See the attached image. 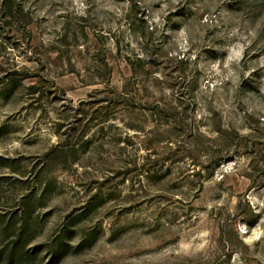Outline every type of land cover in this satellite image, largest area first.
I'll list each match as a JSON object with an SVG mask.
<instances>
[{"label":"rangeland","instance_id":"rangeland-1","mask_svg":"<svg viewBox=\"0 0 264 264\" xmlns=\"http://www.w3.org/2000/svg\"><path fill=\"white\" fill-rule=\"evenodd\" d=\"M4 1L0 264H264V0ZM101 101L133 102L60 154Z\"/></svg>","mask_w":264,"mask_h":264},{"label":"trees","instance_id":"trees-1","mask_svg":"<svg viewBox=\"0 0 264 264\" xmlns=\"http://www.w3.org/2000/svg\"><path fill=\"white\" fill-rule=\"evenodd\" d=\"M1 7H2V12L4 11L5 16H7L10 19L17 18V16L18 15L20 16V14L23 11L21 6L15 5L14 0H5ZM138 63L140 64L139 65L140 67H143L145 64V61L139 58ZM130 65L132 66V63H129V66ZM105 66L109 67L107 63ZM108 69H109L108 71H103V73L101 74H96L100 82H103V83L109 82L110 77H111V68L109 67ZM136 74L137 73L135 71V75ZM12 76L9 75V77L7 76L5 79H7L9 83H11L12 80H14ZM134 84L135 83H132V85ZM127 95L128 93L124 92L122 93V95L119 94L118 97H113L114 98L113 100L121 99V97L123 98L124 96H127ZM132 102L133 101H121V102L120 101H101V103H99V104H103L101 106L92 107L91 109L87 111L74 112V114L72 115V122L69 123V127H67V131H65L66 132L64 135L65 139L59 145L61 148L60 154L67 156L69 152L73 151L74 154L77 155L80 152V150L76 149V146H77L76 144H78L76 142H78L79 140H82L88 134V132L92 129V127H90V124H92L93 122H98L100 120H103V122L110 120L112 113L115 112L120 106L123 105L131 109L130 104ZM152 112L155 114V117L157 116L155 118V122L159 123V127L166 126L171 132L174 133L172 136L175 138V143L177 144V146L174 148L170 146L169 150H172L173 152H170L168 150V154H170L171 156L172 155L176 156L178 157V159H173L172 161L176 163V162H181L183 160L190 159L191 164L195 165L196 158L199 157L201 154V151L198 149V147L201 145V143L199 142V139H201V137L197 131L194 133L190 129V131H188L189 133L188 132L184 133L180 129V128H183L184 126H187L186 122L188 119L184 120L180 118L174 121L168 120V121L163 122L164 119L162 118V113H161L162 111H159L158 108L156 107L155 109H153ZM131 128L136 129V127H131ZM156 154L157 153H155V156H157ZM157 157H154L153 159L152 154L149 153L148 157L144 161L145 164L143 163V166L149 165V163L152 162V160L154 164H157V162H159V160L156 159Z\"/></svg>","mask_w":264,"mask_h":264}]
</instances>
